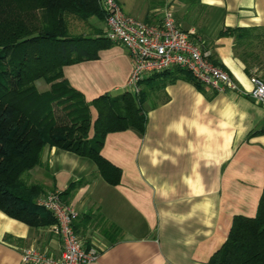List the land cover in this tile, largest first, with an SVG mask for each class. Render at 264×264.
Masks as SVG:
<instances>
[{"label":"crops","instance_id":"crops-1","mask_svg":"<svg viewBox=\"0 0 264 264\" xmlns=\"http://www.w3.org/2000/svg\"><path fill=\"white\" fill-rule=\"evenodd\" d=\"M114 1L125 16L147 25H158L169 8L175 25L239 90H250L251 76L264 82V42H254V60L242 62L236 56L241 50L235 52L224 33L264 30V0ZM93 28L103 31L104 24L90 20L86 30ZM129 72L128 53L112 44L95 60L62 67V79L90 103L117 97L111 94L124 91ZM142 80L143 134L108 133L99 151L120 170L116 185L88 159L53 147L42 150L22 179L40 186L41 195L68 188L60 201L76 213L72 230L84 249L98 254L88 264H208L232 218L253 217L264 196V106L180 78L168 82L151 74ZM89 112L95 118L92 107ZM53 224L28 227L0 212V264H22L26 248L58 258Z\"/></svg>","mask_w":264,"mask_h":264},{"label":"trees","instance_id":"trees-1","mask_svg":"<svg viewBox=\"0 0 264 264\" xmlns=\"http://www.w3.org/2000/svg\"><path fill=\"white\" fill-rule=\"evenodd\" d=\"M90 20L104 24L98 0H0V212L28 227L54 223L35 205L42 188L22 179L38 165L44 148L88 159L106 183L116 185L120 170L99 155L105 135L144 132L140 91L86 103L62 79V67L95 60L98 51L114 44L104 38V29L88 32ZM224 33L233 38L234 51L241 50L236 56L242 62L254 57V42H264L263 29L234 28ZM157 76L168 82L184 79L200 88L184 70ZM36 81L47 89L37 91ZM89 107L95 111L93 119ZM208 264H264V196L253 217L232 218L226 240Z\"/></svg>","mask_w":264,"mask_h":264},{"label":"built area","instance_id":"built-area-1","mask_svg":"<svg viewBox=\"0 0 264 264\" xmlns=\"http://www.w3.org/2000/svg\"><path fill=\"white\" fill-rule=\"evenodd\" d=\"M98 3L104 13V38L128 53L130 72L125 82L128 93H138V84L144 76L178 68L214 92H237L264 106V82L251 76L248 78L250 90H239L226 72L209 61L208 52L175 25L169 8L162 11L158 25H147L125 16L114 0H98ZM35 205L54 219L51 230L61 242V251L58 258H52L26 248L20 256L22 264H88L96 260L97 252L92 248L84 249L74 234L71 222L76 213L60 201L57 191L40 195Z\"/></svg>","mask_w":264,"mask_h":264},{"label":"rangeland","instance_id":"rangeland-1","mask_svg":"<svg viewBox=\"0 0 264 264\" xmlns=\"http://www.w3.org/2000/svg\"><path fill=\"white\" fill-rule=\"evenodd\" d=\"M33 85L36 88V90L39 91V92H42V91L46 90V88H47V86L44 85L41 81H36V82H34ZM122 92H127V89L125 88V86H124V91H121L120 90L117 94L112 93L111 95H113V96H115V95L116 96H119V95L122 94Z\"/></svg>","mask_w":264,"mask_h":264}]
</instances>
